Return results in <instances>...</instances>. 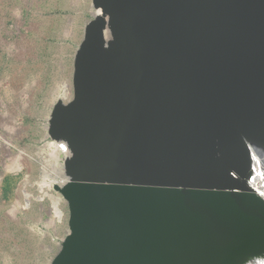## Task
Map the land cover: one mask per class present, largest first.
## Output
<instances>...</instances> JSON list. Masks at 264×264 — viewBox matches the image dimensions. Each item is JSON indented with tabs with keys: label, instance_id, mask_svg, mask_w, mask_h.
Listing matches in <instances>:
<instances>
[{
	"label": "water",
	"instance_id": "water-1",
	"mask_svg": "<svg viewBox=\"0 0 264 264\" xmlns=\"http://www.w3.org/2000/svg\"><path fill=\"white\" fill-rule=\"evenodd\" d=\"M91 5L47 119L70 153L49 264H264V0Z\"/></svg>",
	"mask_w": 264,
	"mask_h": 264
},
{
	"label": "rangeland",
	"instance_id": "rangeland-1",
	"mask_svg": "<svg viewBox=\"0 0 264 264\" xmlns=\"http://www.w3.org/2000/svg\"><path fill=\"white\" fill-rule=\"evenodd\" d=\"M92 10L91 0H0V264H49L68 233L66 203L52 188L60 175L40 169L52 162L47 119L57 100L71 98L62 87H71ZM22 190L35 198L27 209ZM49 195L61 198V221Z\"/></svg>",
	"mask_w": 264,
	"mask_h": 264
},
{
	"label": "bare ground",
	"instance_id": "bare-ground-1",
	"mask_svg": "<svg viewBox=\"0 0 264 264\" xmlns=\"http://www.w3.org/2000/svg\"><path fill=\"white\" fill-rule=\"evenodd\" d=\"M97 13H98V11H95V10L91 11L92 15L97 14ZM108 39H109V35L105 33V40H108ZM62 89H63L64 97H70L72 95L71 94V92H72L71 87L69 84H67V83L63 84ZM64 100L62 101L63 103H64ZM0 138L2 139V135H0ZM9 146L10 145L6 142L4 147H3V149L6 152L5 155L10 153ZM47 146L50 149L54 150V151H51V153H50V158H51L52 162H44L45 165L40 169L41 175L48 176L49 172H47V171H50L51 168L57 170L58 175H60V177H58V182L56 183V185L62 186L67 181V178L64 175L63 161L65 158L70 156V153H69L68 149L65 147V145L61 142H55V141L51 140V141L47 142ZM251 158H252V176H251V179L249 181V186L254 190V192L258 196H260L262 199H264V168H262L260 166L259 162L256 160V158L254 157L253 154H252ZM16 159L21 160V161L26 160L23 153L19 154L16 157ZM28 165H29V163H28ZM42 181H43V179H42ZM42 186L43 185H40L39 190H38L39 192L42 193V196L41 197H37L38 195L36 196L38 198L37 200H39V202H40V200H42L43 197L47 196V194L45 195L44 192L42 191V189H41ZM47 186H49V185H47ZM22 191H23L22 197L25 200L24 208L27 209L29 207V205L31 204V202L34 201L33 199H35V198L30 196L28 193H26V191H24V190H22ZM49 196H50V199L52 202L53 214L56 216L58 221H61L63 219V212L60 209L61 208V206H60L61 205V198H59L58 196H51V195H49ZM35 202H37V201H35ZM39 206H41V205H39ZM61 240H62V238H61Z\"/></svg>",
	"mask_w": 264,
	"mask_h": 264
}]
</instances>
